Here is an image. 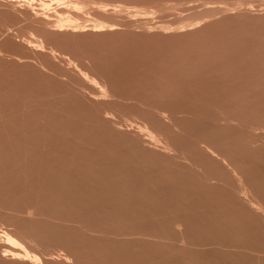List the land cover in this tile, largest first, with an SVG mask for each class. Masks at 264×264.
Returning a JSON list of instances; mask_svg holds the SVG:
<instances>
[{
  "label": "rangeland",
  "instance_id": "1",
  "mask_svg": "<svg viewBox=\"0 0 264 264\" xmlns=\"http://www.w3.org/2000/svg\"><path fill=\"white\" fill-rule=\"evenodd\" d=\"M27 1L0 0V264H264V0Z\"/></svg>",
  "mask_w": 264,
  "mask_h": 264
},
{
  "label": "bare ground",
  "instance_id": "2",
  "mask_svg": "<svg viewBox=\"0 0 264 264\" xmlns=\"http://www.w3.org/2000/svg\"><path fill=\"white\" fill-rule=\"evenodd\" d=\"M33 2L34 1L32 0V3ZM77 22H79V21H77ZM82 25H83V23H82ZM55 26H56L55 28H58V30L59 29L60 30L61 29H64L65 27H70V28H72L74 30L77 28L76 30H78V27L79 28L81 27V25L75 23L74 20L71 19V17L70 18L66 17V19L59 18L56 21ZM93 26H94V28H102L105 25H103V24L101 25V23H100V24H96V25L94 24ZM82 28H83V26H82ZM86 75H84V76L87 77ZM2 236L6 240L5 243L3 241L4 244L1 243L2 244L1 246L4 247V250L2 251V252H4L3 253V256H5V257H11L12 259H29V260L33 261L34 263L35 262H38L41 259L39 256H37L38 254L37 255L35 253L34 254H30L26 249H24L23 246H21V244L19 243V240L16 237H14L12 234H9V233H7V232L4 231V232H2Z\"/></svg>",
  "mask_w": 264,
  "mask_h": 264
}]
</instances>
